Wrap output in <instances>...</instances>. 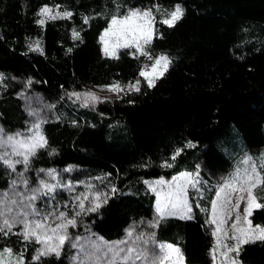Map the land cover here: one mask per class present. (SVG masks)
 Segmentation results:
<instances>
[{
    "label": "trees",
    "instance_id": "obj_1",
    "mask_svg": "<svg viewBox=\"0 0 264 264\" xmlns=\"http://www.w3.org/2000/svg\"><path fill=\"white\" fill-rule=\"evenodd\" d=\"M123 3L161 5L149 50L153 57L167 53L171 64L153 87L144 81L140 91L95 108L74 111L59 103L55 110L60 120L41 127L50 148L57 151L49 156L50 148L40 150L29 171L55 168L63 183L85 181L99 188L115 184L118 191L88 217L92 229L109 241L122 237L131 223L153 218L155 196L144 180L194 171L199 161L210 171H223L244 152L255 155L264 148V0ZM176 3L184 9L181 19L171 27L160 23L161 13ZM45 4L67 7L72 17L39 25L35 21ZM113 11L112 0H0V72L23 80L32 77L34 90L57 99L85 86L134 83L142 78L141 67L151 71L153 60L129 55V51L117 57L103 54L99 35ZM98 12L103 15L96 16ZM82 15L93 18L85 24ZM73 28L78 38H73ZM37 40L43 54L28 47ZM16 92L15 86L9 99L0 102L3 129L9 132L22 127L23 113L13 97ZM187 140L195 147H183ZM177 146L183 151L173 167H162L164 160L172 163L171 153ZM68 166L71 171L65 172ZM4 172L0 166V191L8 187ZM200 174L207 184L203 197H190L193 219L167 217L154 229L159 241L182 249L186 264H212L206 220L217 185ZM256 195L264 202V187ZM250 218L264 224V209H254ZM16 240L11 237L19 250ZM31 250L25 253V264H32ZM64 252L59 259L45 258L43 264H69ZM239 259L243 264H264V243L243 245Z\"/></svg>",
    "mask_w": 264,
    "mask_h": 264
},
{
    "label": "snow or ice",
    "instance_id": "obj_2",
    "mask_svg": "<svg viewBox=\"0 0 264 264\" xmlns=\"http://www.w3.org/2000/svg\"><path fill=\"white\" fill-rule=\"evenodd\" d=\"M112 4L115 11L109 14L107 26L99 35L101 51L105 56L117 57L119 49H135V52L130 51L129 55L139 54L153 60L151 71L141 67L139 73L151 88L172 62L167 53L153 57L149 50L155 34L156 12H160L161 5L157 3L151 7H137L125 4L123 0H112ZM55 7L59 9L60 5ZM95 15L101 16L103 13L98 12ZM183 15V7L176 3L171 9H165L161 13L160 23L171 27ZM38 17L35 22L44 25L46 20L70 19L72 12L67 7L63 11L53 12L45 4L39 8ZM91 18L93 17L82 15L85 24ZM72 35L73 38H78L80 34L73 28ZM28 47L31 51H40L43 54L39 40ZM68 51L70 52L71 48ZM5 79L4 73L0 72V87H7L3 83ZM31 83L32 77H28L25 87ZM140 84L141 81L137 79L134 84L129 82L125 85L114 81L113 84L98 87L119 93L125 88L128 91H140ZM65 95L73 103L79 102L81 107H94L97 103L109 99L100 97L91 90H72ZM54 107L48 105L50 110ZM29 116L33 118L30 127L23 131L9 132L0 128V166L5 169L4 175L8 177V188L0 196V241H3L0 245V264H25V253L30 247L32 264H43L45 258L53 255L59 259L66 247L75 250V254H70L71 264H186L182 249L176 244L159 241L154 231L134 232L129 227L124 230L122 237L112 241L95 233L89 236L72 233L71 228L83 224V216L97 211L101 203L107 202L109 193L100 191L91 183L75 181L76 184H85L86 191L70 197L72 208L69 210V201L58 199V190L71 193L73 182H61L57 169H35L46 178L38 176L34 182L30 181L26 173L33 170L34 158L40 150H48L50 145L41 130L46 117L31 108ZM60 118L56 116L57 120ZM72 123L75 124V121ZM183 147H195V143L187 140ZM56 151L57 149L52 147L48 155L52 156ZM182 151V147H175L171 153L172 163L164 160L161 166L173 167L176 157ZM240 163L244 166H236L221 178L223 183L216 188L215 198L211 200V213L206 223L213 226L211 236L214 239L210 249L212 264H243L239 259L242 246L256 242L264 243V224L254 223L250 218L254 209H264V202L256 195V189L264 187V152L258 156L246 153ZM17 165H22L23 170L18 171ZM71 168L72 166H68L64 171L70 172ZM95 179L100 180L101 177ZM144 183L149 191L155 193V214L147 221L148 227L154 229L167 217L193 219V200L190 197L193 194L197 199L203 197L207 181L201 177L200 165L197 164L194 171H180L170 181L161 176L152 181L144 180ZM109 184L111 194L116 193V185L111 182ZM17 185H23L24 191H19ZM40 201L42 203L38 204ZM242 201L244 204L241 213L239 209ZM195 207L201 208V205L195 203ZM201 210L206 211L203 208ZM233 215L234 218L229 219ZM85 232H90L86 226ZM13 236L17 238L19 250L11 243Z\"/></svg>",
    "mask_w": 264,
    "mask_h": 264
},
{
    "label": "rangeland",
    "instance_id": "obj_3",
    "mask_svg": "<svg viewBox=\"0 0 264 264\" xmlns=\"http://www.w3.org/2000/svg\"><path fill=\"white\" fill-rule=\"evenodd\" d=\"M55 6L56 5L49 6L52 9L53 12L58 11V10L59 11H63L64 10L61 7L59 9H57ZM153 11L156 12L155 8H153ZM101 48H102V46H101ZM124 51H129V52L132 51V52H135V49H119L117 56H119V54L122 53V52H124ZM137 55H139V54H137ZM26 80L17 79V78L16 79H13V77L8 76V77H6L5 81L3 82L5 85H7V87H0V102L7 101L9 99V92H10V90L13 89L15 86L17 87V92L13 95V97L15 99H17L18 104H19V107H20V109H21V111L23 113L22 127L20 129H18L17 131H23L25 128L30 127V121L33 118L29 116V108H31L32 110H34L36 112H41L43 114V116L46 117V122L43 123V124H45L47 122H50V121L56 119V110H55V107L57 105H59V103H61L62 101L64 102V104H65L66 107L73 108L74 111H78V110L85 109V108H95L96 105L98 104L97 103L94 107H81L80 104H79V102L73 103L72 101H70L67 98V96L65 95L66 92L62 95L64 99H57V98H53V97L52 98L51 97L49 98L46 95H44L42 93H39L36 90H34V88L32 87L33 80H32V83H31L30 86L25 87V81ZM139 80L141 81V84L144 83V81H145L144 80V77L140 78ZM85 90H91L93 92H96L97 95H99L100 97H109V99H107V100L120 99V98L124 97L125 95H127L129 93L136 92V91H128L127 88H125L124 91L119 92V93H117V92H109L107 89L101 90L99 87H90V86H85L81 90H77V91H85ZM70 91H72V90H70ZM67 92H69V91H67ZM18 93H22V94L21 95H17ZM104 101H106V100H104ZM104 101H102V102H104ZM99 103H101V102H99ZM48 105H54L55 107L50 110L48 108ZM0 128H3V125H2V122H1V115H0ZM238 145H239L238 142H235L236 149L238 148ZM261 152H264V148L261 149L260 151H258L257 154H255V155L252 154V153H250V152H248V151L247 152H244L243 154H241L231 164L230 167L226 168L223 171H218V170L217 171H210L207 167H205L203 165V163L201 161H199L197 164L200 165V173L205 174L207 177H209L210 179H212L213 181H215V183H216V185L218 187L219 184L223 183V181L221 179L223 176H226L236 166H240V167H243L244 166L243 164L240 163L241 160H242V158H243V155L244 154L247 153L249 155L258 156ZM17 170L18 171H22L23 170V166L22 165H17ZM14 175L15 174H13V176ZM26 175H27L28 179L30 181H32V182H34L37 179L38 176L40 178H46L43 173H37V172H35L34 174H31L30 172H28V173H26ZM173 176H171L169 178H164V179L167 180V181H170ZM158 178L150 179L149 181L156 180ZM86 183H88V182H86ZM144 185H145L146 189L148 190V186L145 183H144ZM96 188H98L102 192H108L109 193L108 198L112 195L111 194L110 187H107V188H99V187H96ZM260 188L261 187L257 188L256 191L258 189H260ZM17 189L19 191H22L23 192L24 191V186L23 185H17ZM58 191L60 192V195L58 196V199L59 200H63V201H69L68 209L71 210L72 204L70 202V197L71 196H74V195H79L81 192L86 191V187H85V184H76V183H73V191L71 193L68 192L67 190H58ZM3 192H4V190L3 191H0V196L3 195ZM151 193L155 196V193H153V192H151ZM9 194L11 195L10 192H9ZM214 198H215V193H214L212 199H214ZM37 203L40 204V203H42V201L37 202ZM103 204L104 203H101V206ZM243 204H244V201L241 202V208L239 209V211L241 213H242V209H243ZM101 206L97 209V211L101 208ZM97 211H95V212H89L86 216H83V224L79 225L76 228H71L70 231L72 233H74V234H81V235H84V236H89V235H91V233H95L96 235H98L92 229L91 223H89V220H88V217L90 215L96 213ZM210 213H211V203H210V207H209V210H208L207 219H208ZM154 214H155V207H154ZM176 218H179V217H176ZM231 218H234V215H233V217H230L229 219H231ZM147 221H149V220H141L139 222H133L127 228L131 227L134 232L154 231L155 228L154 229H150L148 227ZM85 226L88 229H90V232H85ZM208 226H209V234H210V238H211V247H212L213 239L214 238L211 236V229H212L213 226L210 225V224H208ZM70 254H75V250H73V249H71L69 247H66L65 248V252H64V257H65V260L69 264H71ZM210 258L212 260L211 253H210Z\"/></svg>",
    "mask_w": 264,
    "mask_h": 264
}]
</instances>
